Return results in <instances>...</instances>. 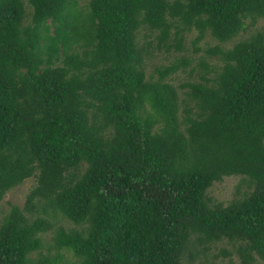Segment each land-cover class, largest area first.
I'll return each instance as SVG.
<instances>
[{
	"label": "trees",
	"instance_id": "16d2710c",
	"mask_svg": "<svg viewBox=\"0 0 264 264\" xmlns=\"http://www.w3.org/2000/svg\"><path fill=\"white\" fill-rule=\"evenodd\" d=\"M193 31L200 82L168 80L184 57L146 75ZM30 178L0 264H264V0H0V201Z\"/></svg>",
	"mask_w": 264,
	"mask_h": 264
},
{
	"label": "rangeland",
	"instance_id": "374dc122",
	"mask_svg": "<svg viewBox=\"0 0 264 264\" xmlns=\"http://www.w3.org/2000/svg\"><path fill=\"white\" fill-rule=\"evenodd\" d=\"M80 4H82V2H80ZM263 23V21H261V24ZM260 25L257 24L255 28H257ZM143 32H140V42H142V35ZM196 32L193 31L190 35L187 36L186 39V48L182 53H164L163 51L161 53H157L155 54V56L149 61V64L146 65L145 67V72L146 75H150L153 74V69L155 66H160V65H168L180 58H186L190 61L189 66L185 67L181 70H179L176 74L172 75L169 77V81L171 82V84H173L174 86H176L177 88L185 83H190V82H200L201 80L199 79V77L202 76V74L204 73V70L198 68L196 66L197 62L200 59V56H204L202 52L200 53H195L193 50V45L191 44V40L195 37ZM209 37V36H207ZM243 37H245V35H239L237 36L233 41H231L230 43L225 44L226 46H231L234 42H236L237 40H241ZM148 41V40H147ZM208 41L211 45H215L216 42L211 41L209 38L205 39L204 41H201L197 44V47H203L204 46V42ZM205 61L206 63H208L211 67L213 65H221V63H219V60H217L216 58L214 59H208L207 57H205ZM191 69H194L193 71H190ZM212 73L208 74L207 77H212ZM179 90V89H178ZM241 178L238 176H230V177H224L223 180L219 183H214L213 186L208 190V195L211 197L212 203L214 204H222L223 206H227L232 200L239 198V194L237 192V187L241 186ZM35 185V181L34 178H30L25 180L22 184H20L19 186L9 190L2 201H0V220L2 218V216L9 210L11 205H17L20 208L23 206L25 198L27 193L34 187ZM246 190V186L242 185L240 188V192L242 193L243 191ZM64 225L65 228H73L74 226L63 220L60 222V225ZM54 235L53 231H48L46 233L41 234V240H42V244H43V248L41 250V254L42 255H48L50 257H52L55 254V250H48V247L51 245L50 243H52V237ZM230 249V245L228 243H218L213 245V249L210 253L213 254H219L220 249ZM59 254L60 259L58 261L57 264H73L75 258L73 257L71 252L68 251H60ZM58 254V255H59ZM213 254H209L213 255ZM36 259L39 257L38 254H34L33 255ZM215 264H239L237 258L232 255L230 258L226 257V256H222L219 255L218 259L214 260ZM196 263V262H195ZM204 263V262H203ZM206 264V263H204Z\"/></svg>",
	"mask_w": 264,
	"mask_h": 264
}]
</instances>
